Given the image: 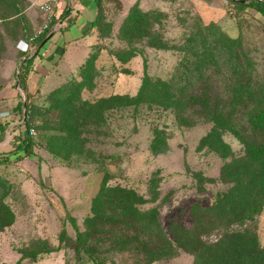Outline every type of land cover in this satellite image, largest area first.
Wrapping results in <instances>:
<instances>
[{
	"label": "rangeland",
	"instance_id": "1",
	"mask_svg": "<svg viewBox=\"0 0 264 264\" xmlns=\"http://www.w3.org/2000/svg\"><path fill=\"white\" fill-rule=\"evenodd\" d=\"M13 1L21 13L7 17L8 4ZM44 2L52 6L55 22L62 15L58 0H0V125L6 121L4 112L12 108L3 104L23 102L19 109L16 102L13 113L10 112L14 116L12 120L19 121L15 134L10 132L11 144L0 145V158H6L0 163L3 182L0 204L7 206L13 215L12 223L0 230V264H144L139 261L142 254L136 250L138 243L117 250L107 228L99 232V241L93 247L96 258H100L98 263L83 250L79 255L76 253L74 241L77 233L85 230L86 218L92 215V200L105 177L107 186L130 189L140 196L141 201L135 204L139 210L155 208L165 231L172 220L191 228L190 207L195 203L211 204L216 194L227 187L219 181L223 160L213 150L199 148L200 139L210 131L212 123L197 117L183 124L172 111L156 105L113 108L105 110L101 118L94 115V122L83 120V123L79 119V144L76 151L70 150L68 159L64 149L60 153L48 149L49 145L61 144L59 140L49 143L48 135L65 136L55 120L59 118V110L50 111L55 129L48 133L38 127L42 120L39 113L48 108L49 94L65 84L81 82L75 101L94 103L114 94L135 95L145 75L175 82L185 71L186 54L178 48L192 31L196 19L203 25L213 22L228 36L238 38L243 47L241 64L251 61V70L247 69L251 84H264V16L233 0H99L100 21L90 32L85 59L77 52L75 60L82 61L78 69L64 80L60 76L61 82L54 74L57 77L54 80L58 79L55 84H59L56 88L49 90V84L37 92H28L30 97L26 99V93L17 87L18 66L24 54L39 55L40 41L30 45L25 39L42 26L46 16L40 5ZM65 2L68 4L70 0ZM132 6L163 14L155 27L160 26L169 48H149L138 41L134 43L136 55L126 61L119 59L129 49L118 37L119 28ZM91 54L97 56L87 83L80 71ZM239 108L245 110L244 104ZM236 119L242 128L245 117L236 116ZM28 127L35 129V134L30 136L34 142L33 154H13L16 137L23 138ZM155 129L162 131L167 144L157 154L150 150ZM223 139L233 153L243 154L244 146L236 137L224 133ZM18 155L22 157L17 158ZM2 187H6L5 195ZM256 228L264 244V212ZM62 231L66 236L60 240ZM151 264L194 262L191 254L179 249L174 255Z\"/></svg>",
	"mask_w": 264,
	"mask_h": 264
},
{
	"label": "trees",
	"instance_id": "2",
	"mask_svg": "<svg viewBox=\"0 0 264 264\" xmlns=\"http://www.w3.org/2000/svg\"><path fill=\"white\" fill-rule=\"evenodd\" d=\"M233 1L254 8L264 16L262 0ZM96 4L99 5V0ZM20 13L16 1L8 4L7 17ZM159 15L163 14L143 11L138 6L129 9L118 36L129 45V49L123 51L124 55H119L120 60L126 61L136 55L138 50L134 43L138 41L149 48H169L160 26L155 27V24H160ZM99 19L97 12L93 27L98 26ZM191 30L178 48L186 54L185 71L175 82L145 75L133 96L114 94L94 103L80 100L81 104L77 103L79 100L75 101V97H79L82 83L65 84L49 94L48 108L39 113L42 120L38 127L48 133L55 129L50 111L59 110V118L55 120L65 136L47 134L49 143L54 140L61 143L49 145L48 149L52 153H60L64 149L68 152L65 153L68 159L72 153L70 150L76 151L79 144V119L83 123V120L94 122V115L101 118L105 110L156 105L172 111L183 124H189L197 117L212 123L210 131L200 139L199 148L207 147L223 160L219 181L227 187L216 194L211 204L195 203L190 207L191 228L172 220L165 231L155 208L139 210L135 204L141 201L140 196L130 189L107 186L104 177L92 200V215L85 220V230L78 232L74 241L76 253L79 255L83 250L95 263L100 258H96V248L93 247L99 241V232L107 228L105 230L117 250H123L124 245L138 243L136 250L142 254L139 261L144 264L168 258L179 249L191 254L194 264H264V244H261L256 228L264 212V84H251L247 71L251 70V61L241 64L243 47L238 38L228 36L213 22L203 25L197 19ZM46 33L35 40L29 36L25 41L31 45L40 41L41 45ZM36 55L24 54L18 66V88L26 93V99L30 97L26 88ZM96 56L91 54L80 71L82 80L87 83L93 74ZM243 104L245 110L239 108ZM22 106L23 102L19 101L16 109ZM241 115L245 117L242 128L236 121V116L239 118ZM26 116L29 117L28 113ZM7 123L1 125V133ZM224 133L232 134L243 144V154L232 152L223 139ZM16 140L13 154H33L34 142L29 135L25 134L21 139L16 137ZM166 146V137L161 130L155 129L151 152L160 153ZM5 159L0 158V163ZM1 192L5 195L6 187H2ZM12 219L11 211L0 204V230L10 225ZM65 236L62 231L59 239Z\"/></svg>",
	"mask_w": 264,
	"mask_h": 264
},
{
	"label": "crops",
	"instance_id": "3",
	"mask_svg": "<svg viewBox=\"0 0 264 264\" xmlns=\"http://www.w3.org/2000/svg\"><path fill=\"white\" fill-rule=\"evenodd\" d=\"M58 1V5H62L60 10L62 18L59 19L63 25L52 36L47 35L42 44L38 46L39 55H36L33 61V70L28 75L27 93L30 91L37 92L40 88L49 84L52 86L48 87L49 90L56 88L59 85L55 84L58 83V79L61 82V79L64 80L65 77L78 69L80 62L82 63V61L75 60L78 57L77 52L80 51L84 59L88 52L87 46L90 43V32L94 28L92 23L97 15L96 0H70L68 4H66L65 0ZM84 2H86V5ZM54 74L57 75L58 79L54 80L57 78L54 77ZM60 76L61 79L59 78ZM38 77L39 79L37 80ZM16 102L17 100H14L13 104L10 102L3 104V106H11L12 108L11 111L4 112L6 121L3 120V122L8 123L5 125L3 132L1 133L0 131L1 146L10 145L12 134H15V131L19 129L17 127L19 121L16 119L12 120L14 119L12 118L14 117L12 116L13 107ZM11 131H13L12 134L10 133Z\"/></svg>",
	"mask_w": 264,
	"mask_h": 264
},
{
	"label": "built area",
	"instance_id": "4",
	"mask_svg": "<svg viewBox=\"0 0 264 264\" xmlns=\"http://www.w3.org/2000/svg\"><path fill=\"white\" fill-rule=\"evenodd\" d=\"M40 9L44 12L46 18L42 26L39 27L38 30L34 32V34L31 36L30 38L31 40L37 39L45 32H48L49 35L52 36L54 33H56L55 31H58L62 27V22L60 21L59 18L56 19L54 22L52 6L48 2H44L43 4H41ZM23 124H24V120H23ZM26 134L29 136L34 135L35 134L34 127H29L26 131Z\"/></svg>",
	"mask_w": 264,
	"mask_h": 264
},
{
	"label": "water",
	"instance_id": "5",
	"mask_svg": "<svg viewBox=\"0 0 264 264\" xmlns=\"http://www.w3.org/2000/svg\"><path fill=\"white\" fill-rule=\"evenodd\" d=\"M49 36H50V35H49ZM49 36H48V37H49ZM48 37H47V38H48Z\"/></svg>",
	"mask_w": 264,
	"mask_h": 264
}]
</instances>
